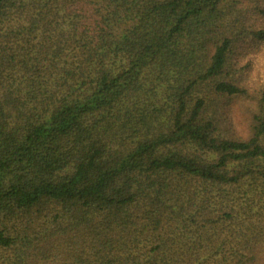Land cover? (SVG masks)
I'll use <instances>...</instances> for the list:
<instances>
[{
    "label": "trees",
    "instance_id": "1",
    "mask_svg": "<svg viewBox=\"0 0 264 264\" xmlns=\"http://www.w3.org/2000/svg\"><path fill=\"white\" fill-rule=\"evenodd\" d=\"M263 47L264 0H0V264H264Z\"/></svg>",
    "mask_w": 264,
    "mask_h": 264
},
{
    "label": "rangeland",
    "instance_id": "2",
    "mask_svg": "<svg viewBox=\"0 0 264 264\" xmlns=\"http://www.w3.org/2000/svg\"><path fill=\"white\" fill-rule=\"evenodd\" d=\"M260 59V60H259ZM259 60V61H258ZM253 62L257 63L260 62L261 64L264 62V47H263V53H262V58L258 57V58H253ZM254 66H256L254 64Z\"/></svg>",
    "mask_w": 264,
    "mask_h": 264
}]
</instances>
